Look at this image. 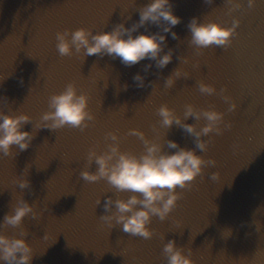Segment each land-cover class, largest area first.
I'll use <instances>...</instances> for the list:
<instances>
[{
  "label": "water",
  "instance_id": "1",
  "mask_svg": "<svg viewBox=\"0 0 264 264\" xmlns=\"http://www.w3.org/2000/svg\"><path fill=\"white\" fill-rule=\"evenodd\" d=\"M144 3L0 0V108L29 112L33 121L24 127L32 129L48 108L49 95L73 81L88 92V107L95 114L83 130L69 125L35 129L27 149L14 144V155L0 154V219L22 194L39 213L37 218L29 213L22 226L8 225L5 231L19 234V227L28 229L26 239L34 250L30 264H166L163 243L172 237L185 251L191 249L195 264H264V0L251 7L243 0L232 13L229 0H174L182 19L174 25L178 36L171 32L167 36L173 58L163 68L153 61L144 86H137L133 74L144 71L148 58L125 65L108 54L61 55L56 48L58 29L85 25L102 30L128 15L126 23L131 24ZM194 14L224 23L239 15L241 23L229 46L197 49L189 43L188 21ZM178 66L189 75L166 87L165 77ZM201 79L215 84L217 92H201ZM222 86L237 101L235 110H228L219 91ZM165 101L181 115L188 102L201 108L214 106L224 110L231 127L207 134L211 140L203 155L215 163L204 165L191 188L178 189L183 195L177 206L165 220L153 216V235L144 238L101 221L104 197L115 196L116 190L105 178L88 181L79 171L85 166L95 170L97 164H88L87 152L90 147L98 151L106 147L108 130L118 131L121 147L136 153L144 144L128 133L134 126L149 136L159 135L167 151H175L167 144L172 138L202 152L182 126L160 125L156 109ZM185 119L196 121L193 115ZM203 122L201 118L198 123ZM27 164L32 183L21 189L14 179ZM98 196L101 201L96 204Z\"/></svg>",
  "mask_w": 264,
  "mask_h": 264
},
{
  "label": "clouds",
  "instance_id": "2",
  "mask_svg": "<svg viewBox=\"0 0 264 264\" xmlns=\"http://www.w3.org/2000/svg\"><path fill=\"white\" fill-rule=\"evenodd\" d=\"M242 2L243 0H229V13L240 8ZM247 3L251 7L256 0H247ZM130 17L128 15L127 18L115 22L111 28L102 30L93 31L85 25L58 29L56 48L61 55L83 53L86 57L96 53L108 54L113 58L118 57L125 65H133L148 58L143 65L144 71L138 70L133 74L137 86H144L145 76L153 61L158 68H163L172 60L174 48L167 46V36L169 32L173 37L178 36L174 25L182 17L175 11L174 0H146L139 7V18L128 24L126 19ZM240 23L239 15H233L231 23H224L217 19H201L194 14L188 21L189 43L197 49L212 45L227 47L232 43ZM150 24L157 25V29L149 30ZM141 25L145 26V30H140ZM181 75L189 74L178 66L165 77V86H173L176 78ZM149 83L154 84V81ZM124 87H128L127 82ZM198 87L204 93L217 92L215 84L203 79L198 81ZM219 91L228 102V110H235L238 107L237 101L226 92V86H222ZM88 103V92L79 90L75 82L69 81L61 90L49 95L48 108L40 113L32 129L24 127L26 122L33 121L29 112H13L0 108V154L14 155V144L21 150L27 149L36 134L35 129H57L65 125L82 130L87 128L95 120V114L89 109ZM156 111L160 114V125L170 127L175 122L182 126L193 135L195 145L203 151L197 152L196 147L180 145L172 138L167 140V144L175 151H167L163 148L159 135L149 136L143 128L134 126L127 130L128 133L140 137L144 144L143 151L136 153L121 147L118 131L108 130L105 137L110 139L106 147L100 151L96 147H90L87 152L88 164L91 165L93 161L97 164L95 170L85 166L79 171V175L88 181L105 178L116 190L115 196L108 194L104 197L103 207L106 211L100 215L101 221L109 227L121 225L125 232L144 238L153 235V216L165 220L177 206L183 195L178 189L191 188L192 182L204 171V165L215 163L214 159L203 155L211 140V136L207 134L213 131L221 133L225 127H231V122L225 120L224 110L214 106L201 108L188 102L181 115L165 101L158 105ZM189 115L195 116L196 121L186 120L185 117ZM201 118L204 122L199 124ZM30 166L27 164L23 172L14 179L21 189L32 183L28 175ZM211 175L214 178L217 173L214 171ZM124 191L128 192L127 196L119 194ZM100 201L101 196H98L96 204ZM29 213L33 218L39 216L34 203L29 202L22 194L12 203L11 210L5 212L0 219V264L3 261H8L9 264H30L34 250L32 243L26 239L28 229L19 227V234L5 231V226L8 225L22 226ZM162 251L166 264H195L191 249L185 251L183 245L177 244L175 237L164 239Z\"/></svg>",
  "mask_w": 264,
  "mask_h": 264
}]
</instances>
